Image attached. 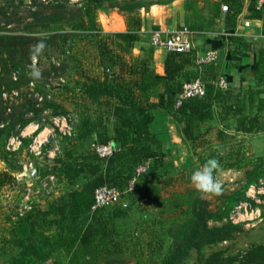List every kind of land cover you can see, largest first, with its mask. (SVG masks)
I'll list each match as a JSON object with an SVG mask.
<instances>
[{"label": "rangeland", "instance_id": "374dc122", "mask_svg": "<svg viewBox=\"0 0 264 264\" xmlns=\"http://www.w3.org/2000/svg\"><path fill=\"white\" fill-rule=\"evenodd\" d=\"M123 1L126 2L116 0L117 3ZM167 1L169 0H140L146 8L136 10V14L142 19L150 9L149 3L160 4ZM180 1L184 6L187 0ZM192 1L209 17L218 0ZM241 3L242 19L251 18L249 8L254 0H241ZM115 4L105 3L95 10L97 27L107 34L127 30L128 15L116 8ZM81 5V0H0V33L29 38L45 36V32L49 30L66 28L76 18ZM225 14L220 10L219 17L208 26L207 32L211 34L200 37L205 40L220 39ZM70 32L77 35L70 46L64 47L70 54L49 59L56 67L63 64L60 70L46 74L47 61L39 60L35 62V66L42 72L41 79L30 82L29 75L21 77L18 74L16 77L7 75L5 79L0 99L5 108V124H17L15 130H18L16 121L22 114L23 118H30L31 122L18 134H12L5 144V150L18 152L17 156H9L8 162L0 160V264H10V260L20 252L12 241V231L18 220L29 212L37 215L38 212L47 210L50 203L65 196L72 188L62 178L43 176L48 171L52 172L54 158L70 153L73 159H79L80 162L82 157L91 155L90 145L96 141V132L105 128L113 133L108 102L103 100L100 104H91L80 93L81 84L87 77L103 78L106 66L101 64L98 39L87 37L86 30ZM246 34L249 35L246 40L254 46L255 51L264 47L263 38H254L256 31L253 28L247 30ZM222 43L216 49L219 56L214 81L219 75L231 76L233 69L227 65L229 49ZM199 46L204 51V44ZM144 50L139 51L133 46L130 54L125 55V61L138 66L141 60L146 59L150 48ZM53 54L56 56L58 53L55 51ZM151 58L154 67L153 54ZM33 64V61L31 64L25 63L24 72H29ZM10 78L13 81L19 78L16 88L8 85ZM36 86L38 90L45 91L47 102H53L62 109L54 111L45 107V95L40 94ZM230 88L234 97L240 90H247L248 83L241 87L231 85ZM29 108L32 110L27 112ZM260 116L264 120V115ZM92 124L96 127L93 128ZM39 128L40 131L35 134ZM235 128L236 117L230 114L215 115L213 121L202 126L194 143L186 141L183 136V145L171 144L172 148H168L170 150L166 154L162 153V167L149 172L147 178L136 185L134 192L126 194L129 207L122 209L119 217L113 216L116 208L107 209L97 214V219L79 220L80 223L75 228L66 223L60 226L48 225L52 216L44 219L45 221L40 219L41 227L36 234H59L66 238V246L86 223L92 221L101 224V233L88 250L78 248L77 243L72 249L62 246L43 264H68L75 250L77 256H73L74 264H83L85 260L90 264H203L205 258L216 251L223 252L226 264H245L248 252L255 247L264 246V183L258 189H251L252 193L249 195L256 208L251 209L249 202L243 201L231 214L232 223L243 227L233 230L232 238L227 243L213 249L208 247L198 251L191 248L186 251L183 241L178 247L174 240L179 232L178 226L185 220V213L191 210L194 200H199L205 217L208 216L209 212H215L222 205L227 196L240 191L249 172L264 160V132L244 134L235 131ZM213 158L220 163L216 175L222 184V194L204 197L195 190L190 177L193 171ZM125 161H122L124 168L119 163L117 165L122 170V179L132 175L134 169L129 170ZM31 170L37 171L36 177L28 178L27 173ZM144 181L158 188L157 200L153 204L139 199V190ZM82 182L77 181L75 187ZM122 184L123 189L120 190H125V183ZM220 225L208 222L209 227ZM73 228L76 231L71 233Z\"/></svg>", "mask_w": 264, "mask_h": 264}, {"label": "trees", "instance_id": "16d2710c", "mask_svg": "<svg viewBox=\"0 0 264 264\" xmlns=\"http://www.w3.org/2000/svg\"><path fill=\"white\" fill-rule=\"evenodd\" d=\"M174 1L176 0L160 4L149 3L148 8L153 5H170ZM81 3L76 18L62 30H49L45 32V36L30 38L0 33V99L4 92L7 75L28 76L29 72H24L23 65L31 64L30 48L40 39L44 40L47 47L37 61H47L48 69L45 72L47 74L60 70L63 65L56 67L49 62L50 58L70 54V51L65 50L64 47L70 46L77 37L70 31L86 30L87 37L98 39L101 64L106 68L103 78L87 77L81 84L80 93L91 104H100L103 100L108 102L111 109L110 122L113 126V135L103 128L102 131L96 132V141L93 143H114L117 152L107 160L98 158L92 151L91 155L82 157L80 162L79 159H73L70 153L54 158L55 166L52 172L48 171L43 176L62 178L72 188L65 196L50 203L47 210L38 212L37 215L29 212L24 218L18 220L12 231L14 235L12 241L14 247H17L20 252L10 260V264H43L62 246L72 249L77 243L78 248L88 250L93 245L95 238L101 233L99 227L101 224L92 221L86 223L80 232H77L74 238L72 237V242L66 246V238L59 234L52 237L43 233L36 234L37 229L41 227L40 219L45 221L44 219L52 216L53 219L47 222L48 225L60 226L66 223L74 228L80 223L79 220L97 219V214L107 210L92 211L93 195L97 188L107 185L123 189L122 183H125L126 187L135 168L145 161H153V163L150 162V169L141 180L146 179L149 172L161 168V159L164 155L155 132V111L163 110L171 114L174 121L180 125L185 140L190 143L197 140L202 126L213 121L215 115L230 114L236 117L235 131L237 132L244 134L264 132V120L260 116L264 115V47L255 51L244 37L235 35L238 16L242 12L241 0H218L215 3L214 12L210 13L209 17L204 15L195 1L187 0L183 6L185 11L183 26L198 33L207 32L208 26L219 17L222 6H226L228 10L224 17V31L228 34L226 42L230 57L237 58L245 51L256 52L255 61L250 66L249 72L243 75V80L248 81V88L244 91L240 90L234 97L231 88L223 92L215 85L220 76H217L214 81L213 76L216 75L218 61L198 69L194 63L195 52L167 53L164 59L163 76L158 75L151 64L153 48L147 50L148 56L145 60H141L138 66H132L125 61V55L130 54L134 44L141 39L142 19L136 14V10L146 7L140 0H126L121 3H117L116 0H81ZM105 3H116L114 6L128 15L125 32L107 34L97 27L95 10ZM61 8L64 9L63 6ZM249 12L251 20L262 22L260 34L264 36V0L260 11H256V0H254ZM141 50L145 51L144 48ZM55 51L58 53L56 56L53 54ZM239 65H234L235 72L239 71ZM193 66L196 69L190 70ZM225 77L229 79L228 75ZM198 78L205 83V96L186 100L175 109V96L181 90L182 83ZM17 80L13 81V78L12 80L10 78L8 85L16 88L19 84ZM29 81L33 82L31 78ZM36 87L40 94L45 95V107L54 111L62 109L53 102H47L45 91L38 90V86ZM28 105L31 107V103ZM31 110L32 108H29L27 112ZM4 113L5 108L0 101V160L8 162V157H16L18 152L6 151L5 144L12 134H18L30 124L31 120L23 118V114L20 115L16 121L18 130H15L17 124H5ZM92 126L96 127L94 124ZM40 129H37L35 134ZM122 161L127 162L129 170L132 171L134 168L132 175H128L125 179L121 176L120 167L124 168L125 165ZM118 163L120 167H117ZM79 180L83 182L75 187ZM261 183H264V160L249 172L243 188L227 196L215 212H209L205 217L199 200H194L191 210L185 213V220L178 226L179 232L174 236L175 244L180 247L183 241L182 245L186 251L191 248L200 251L208 247L213 249L230 241L233 230L243 227V225L232 223L231 214L243 201L249 202L251 209L256 208L254 201L247 195V190L258 189ZM141 185L139 199L147 204L155 203L158 196L157 186L148 181H144ZM115 208L113 216H121L122 209L117 206ZM209 221L221 225L209 227ZM74 228L71 233L76 231ZM75 252L68 264H74L73 256L75 258L77 256ZM244 262L245 264H264V246L253 248L246 254ZM83 264H90V262L85 260ZM203 264H226L223 260V252H213L205 258Z\"/></svg>", "mask_w": 264, "mask_h": 264}, {"label": "built area", "instance_id": "2783aa9c", "mask_svg": "<svg viewBox=\"0 0 264 264\" xmlns=\"http://www.w3.org/2000/svg\"><path fill=\"white\" fill-rule=\"evenodd\" d=\"M262 4L263 0H256V11L261 10ZM227 10L228 8L226 6H222L223 12H227ZM240 15L238 16L239 19L235 30V35L242 36L247 39L246 37L248 34H246V31L252 27V20L250 18L242 19V14ZM238 31L243 32L238 33ZM199 34L202 33L190 31L185 26H181L178 30L171 34H164L161 31H153L150 35L149 44L151 48H160L166 53L182 54L195 52V66L198 69H201L204 66L217 62L219 55L217 50L213 48H210L203 52H196V46L193 42V37ZM225 35L228 36L227 33ZM258 37L264 39V36L262 35L254 38ZM106 72H109V70H106ZM215 85L219 90L223 92L229 90L231 86L229 79H227L223 75L217 78ZM205 94L206 86L203 80L198 78L192 81L183 82L181 90L175 96L174 108L176 109L180 107L186 100L202 98L205 96ZM63 134L65 133L63 132ZM90 149L98 158L102 160L111 158L117 152V147L114 143H92L90 145ZM149 169V161L142 162L140 165H138L134 170L132 178L129 180L127 186L125 187V190H120L117 187H111L107 185L97 188L93 195L92 211L100 209H112L116 206H119L121 209H127L129 207V200L127 199L126 194L135 191L136 185L149 171ZM250 190L251 189L247 190V193Z\"/></svg>", "mask_w": 264, "mask_h": 264}, {"label": "crops", "instance_id": "0c3cea01", "mask_svg": "<svg viewBox=\"0 0 264 264\" xmlns=\"http://www.w3.org/2000/svg\"><path fill=\"white\" fill-rule=\"evenodd\" d=\"M156 9V10H155ZM185 11L183 7V2L180 0H176L170 5L162 6V5H153L150 7L149 11L145 12V16L142 17V27L140 31L141 39L139 42L134 44V47L139 51L145 48H151L149 44L150 35L153 31H161L164 34H171L178 30L184 24ZM256 34L254 37L260 36V30L262 28V22L259 20H252V27ZM211 33L204 32L202 34L196 35L193 37V42L196 48V52H203V47L199 45L204 44V51L210 48L217 49V47L225 44L227 48L226 42V33H220L221 38H201L200 35H208ZM210 39V40H209ZM225 42V43H224ZM254 47V46H253ZM229 49V48H228ZM136 51V49H135ZM255 53L256 52H243L241 56L237 58H231L228 50V66L234 67L236 64H240L239 71L235 72L234 68L231 69L232 73L229 76L230 84L233 86H243L248 83V81L243 80V75L249 72V68L252 63L255 61ZM166 52L160 48H153V61H154V69L155 72L163 76L164 75V59L166 56ZM234 64V65H232ZM226 66V67H228ZM196 69V67H191L190 70ZM226 69V68H225ZM154 126L156 127L155 132L157 134V138L159 139L162 147V153L166 154L168 148H172L171 144H179L183 145V134L181 132V127L178 125L174 119L171 117V114L167 113L163 110H157L154 112ZM113 135V133H109ZM51 217V216H50ZM52 237V236H50ZM50 260V259H48Z\"/></svg>", "mask_w": 264, "mask_h": 264}, {"label": "clouds", "instance_id": "9594fccd", "mask_svg": "<svg viewBox=\"0 0 264 264\" xmlns=\"http://www.w3.org/2000/svg\"><path fill=\"white\" fill-rule=\"evenodd\" d=\"M47 47L43 39L33 45L30 48V58L34 62L30 68L28 75L33 81L42 78L41 70L35 66L37 58L43 55L45 48ZM220 168V163L217 159L207 160L200 168L193 171L190 177V181L195 190L202 194V196H219L222 194V184L219 181L216 173Z\"/></svg>", "mask_w": 264, "mask_h": 264}, {"label": "water", "instance_id": "95a60500", "mask_svg": "<svg viewBox=\"0 0 264 264\" xmlns=\"http://www.w3.org/2000/svg\"><path fill=\"white\" fill-rule=\"evenodd\" d=\"M36 175H37L36 170H31L27 173L28 178H34V177H36Z\"/></svg>", "mask_w": 264, "mask_h": 264}, {"label": "bare ground", "instance_id": "6f19581e", "mask_svg": "<svg viewBox=\"0 0 264 264\" xmlns=\"http://www.w3.org/2000/svg\"><path fill=\"white\" fill-rule=\"evenodd\" d=\"M251 193H252V191H249L247 195L249 196V195H251Z\"/></svg>", "mask_w": 264, "mask_h": 264}]
</instances>
